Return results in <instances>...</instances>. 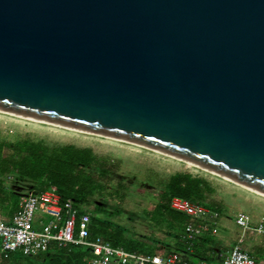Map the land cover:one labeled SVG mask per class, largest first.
Masks as SVG:
<instances>
[{
	"label": "water",
	"instance_id": "water-1",
	"mask_svg": "<svg viewBox=\"0 0 264 264\" xmlns=\"http://www.w3.org/2000/svg\"><path fill=\"white\" fill-rule=\"evenodd\" d=\"M0 111L264 196V0H0Z\"/></svg>",
	"mask_w": 264,
	"mask_h": 264
},
{
	"label": "trees",
	"instance_id": "trees-1",
	"mask_svg": "<svg viewBox=\"0 0 264 264\" xmlns=\"http://www.w3.org/2000/svg\"><path fill=\"white\" fill-rule=\"evenodd\" d=\"M116 168L117 164L98 157L89 148L49 146L43 141L30 139L16 142L0 139V215L12 219L21 209L26 195L54 188L62 202L71 201L79 215L90 216V240L101 238L113 247L143 254L163 257L176 254L186 263L218 264L228 255L221 249V241L210 232L193 241L184 238L189 218L170 206L171 199L179 197L220 215L221 209L207 202V196L214 190L208 180L185 172L171 175L154 210L144 216L150 222L152 234L142 235L114 222L113 219L123 213L121 207L101 200L111 187ZM123 190L119 183L113 195L123 199L120 196ZM157 233H162L166 239H175L176 243L158 239ZM247 253L264 263V240L251 246ZM32 258L36 260L35 264H88L92 254L82 247L51 243L48 251L41 255L25 257L15 253L4 259L3 264H34Z\"/></svg>",
	"mask_w": 264,
	"mask_h": 264
},
{
	"label": "rangeland",
	"instance_id": "rangeland-1",
	"mask_svg": "<svg viewBox=\"0 0 264 264\" xmlns=\"http://www.w3.org/2000/svg\"><path fill=\"white\" fill-rule=\"evenodd\" d=\"M0 139L11 142L30 139L43 141L49 146L74 145L89 148L98 157L117 164L111 187L100 198L111 205L121 207L122 215L113 220L131 232L152 234V227L144 217L145 214L154 210L169 177L185 172L208 180L214 189L207 196V202L221 209L215 238L221 241V249L225 250V255L236 243L249 252L251 246L264 240V235L254 232L242 235L241 229L234 221L238 213H245L257 222L264 214L263 196L169 155L131 143L61 129L1 111ZM119 183L124 187L120 195L123 199L113 195ZM92 209L91 207L90 211ZM156 237L165 239L170 244L176 243L175 239H166L162 233H157ZM31 261L34 264L36 262L34 258Z\"/></svg>",
	"mask_w": 264,
	"mask_h": 264
},
{
	"label": "built area",
	"instance_id": "built-area-1",
	"mask_svg": "<svg viewBox=\"0 0 264 264\" xmlns=\"http://www.w3.org/2000/svg\"><path fill=\"white\" fill-rule=\"evenodd\" d=\"M171 208L189 218L185 237L193 241L203 233H217L219 213L189 200L174 197ZM235 224L242 235L254 232L264 235V214L254 222L245 213H238ZM37 227V228H36ZM90 216L79 215L71 201L62 202L54 188L24 197L21 209L11 221L0 219V260L15 253L36 257L48 251L51 243L88 249L92 258L88 264H217L211 262L186 263L178 255L143 254L113 247L101 238L89 239ZM218 264H264L235 245Z\"/></svg>",
	"mask_w": 264,
	"mask_h": 264
},
{
	"label": "bare ground",
	"instance_id": "bare-ground-1",
	"mask_svg": "<svg viewBox=\"0 0 264 264\" xmlns=\"http://www.w3.org/2000/svg\"><path fill=\"white\" fill-rule=\"evenodd\" d=\"M5 113H8V112H5ZM9 114H11V113H9ZM12 115H15V114H12ZM21 117V118H25V119H30V120H33V121H36V122H39V123H42V124H46V125H52V126H54V127H58V128H61V129H65V130H70V131H75V132H84V133H87V134H90V135H96V136H101V137H105V138H107V139H111V140H115V141H120V142H125V143H129V142H127V141H124V140H120V139H116V138H113V137H108V136H105V135H101V134H95V133H90V132H88V131H84V130H81V129H78V128H74V127H66V126H63V125H57V124H54V123H50V122H46V121H41V120H37V119H32V118H27V117H23V116H19V115H16V117ZM132 144V143H131ZM134 145V144H133ZM139 146V145H138ZM142 147V146H141ZM154 151V150H153ZM157 152V151H156ZM166 155V154H165ZM180 161H183V160H180ZM183 162H186V161H183ZM186 163H188V164H190V165H193V164H191V163H189V162H186ZM193 166H195V165H193ZM195 167H198V166H195ZM199 168V167H198ZM200 169H202V168H200ZM202 170H204V169H202ZM205 171V170H204ZM206 172H208V171H206ZM210 173V172H209ZM211 174H213V175H215L214 173H211ZM218 176V175H217ZM236 184V183H235ZM238 185V184H237ZM240 186V185H239ZM242 187V186H241ZM245 188V187H244ZM247 189V188H246ZM247 190H249V189H247ZM249 191H252V190H249ZM252 192H254V191H252ZM255 193V192H254ZM264 197V196H263Z\"/></svg>",
	"mask_w": 264,
	"mask_h": 264
},
{
	"label": "crops",
	"instance_id": "crops-1",
	"mask_svg": "<svg viewBox=\"0 0 264 264\" xmlns=\"http://www.w3.org/2000/svg\"><path fill=\"white\" fill-rule=\"evenodd\" d=\"M0 219H1V220H5V221H10V220H11V219H8V218L3 217V216H1V215H0ZM241 232H242V231H241ZM0 264H3V261L0 260Z\"/></svg>",
	"mask_w": 264,
	"mask_h": 264
}]
</instances>
